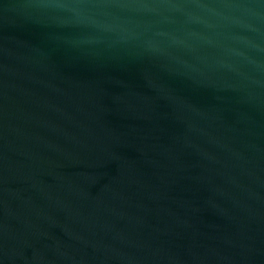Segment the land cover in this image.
Wrapping results in <instances>:
<instances>
[{
  "label": "water",
  "instance_id": "water-1",
  "mask_svg": "<svg viewBox=\"0 0 264 264\" xmlns=\"http://www.w3.org/2000/svg\"><path fill=\"white\" fill-rule=\"evenodd\" d=\"M0 264H264V0H0Z\"/></svg>",
  "mask_w": 264,
  "mask_h": 264
}]
</instances>
